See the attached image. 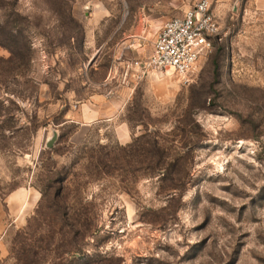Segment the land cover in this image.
<instances>
[{"label": "rangeland", "instance_id": "374dc122", "mask_svg": "<svg viewBox=\"0 0 264 264\" xmlns=\"http://www.w3.org/2000/svg\"><path fill=\"white\" fill-rule=\"evenodd\" d=\"M193 1L0 0L32 48L0 44V264H264V0H214L189 81L138 78Z\"/></svg>", "mask_w": 264, "mask_h": 264}, {"label": "built area", "instance_id": "2783aa9c", "mask_svg": "<svg viewBox=\"0 0 264 264\" xmlns=\"http://www.w3.org/2000/svg\"><path fill=\"white\" fill-rule=\"evenodd\" d=\"M213 4L214 0H194L182 16L166 21L141 65L138 78L149 71L189 81L198 61L221 40L222 29Z\"/></svg>", "mask_w": 264, "mask_h": 264}, {"label": "trees", "instance_id": "16d2710c", "mask_svg": "<svg viewBox=\"0 0 264 264\" xmlns=\"http://www.w3.org/2000/svg\"><path fill=\"white\" fill-rule=\"evenodd\" d=\"M3 7L4 4L0 3V9H2ZM21 35L22 37L24 36L23 31L16 28V25L8 24L0 20V36H3L2 39H0V44H3L2 46H5L10 51L11 57L9 61L16 64L17 66H19L20 64L27 65L31 61L32 57V48L27 38H25L24 36L26 42H24L22 45L18 43L17 39ZM152 143L154 144V148L156 149L157 154H162V152L160 151L164 149V145H160L157 137L152 140ZM154 168L158 171L164 169L160 163H156Z\"/></svg>", "mask_w": 264, "mask_h": 264}, {"label": "crops", "instance_id": "0c3cea01", "mask_svg": "<svg viewBox=\"0 0 264 264\" xmlns=\"http://www.w3.org/2000/svg\"><path fill=\"white\" fill-rule=\"evenodd\" d=\"M156 39V38H155ZM152 47H153V45H152ZM143 63H141L140 65H142Z\"/></svg>", "mask_w": 264, "mask_h": 264}]
</instances>
